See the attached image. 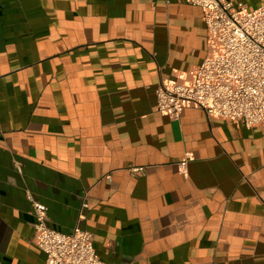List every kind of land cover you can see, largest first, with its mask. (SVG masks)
<instances>
[{
	"label": "crops",
	"instance_id": "crops-1",
	"mask_svg": "<svg viewBox=\"0 0 264 264\" xmlns=\"http://www.w3.org/2000/svg\"><path fill=\"white\" fill-rule=\"evenodd\" d=\"M213 52L186 0H0V264H44L27 194L105 264H264V126L154 109Z\"/></svg>",
	"mask_w": 264,
	"mask_h": 264
},
{
	"label": "built area",
	"instance_id": "built-area-1",
	"mask_svg": "<svg viewBox=\"0 0 264 264\" xmlns=\"http://www.w3.org/2000/svg\"><path fill=\"white\" fill-rule=\"evenodd\" d=\"M186 2L202 11L214 52L195 69L191 83L160 87L155 111L177 119L179 109L189 104L210 119L245 129L264 126V4L247 10L235 0ZM15 168L21 173L20 163ZM130 172L142 174L144 168ZM27 199L35 218L33 243L44 254V264H105L94 250L90 233L78 227L70 233L52 230L46 207L29 194ZM87 207V203L81 206Z\"/></svg>",
	"mask_w": 264,
	"mask_h": 264
}]
</instances>
